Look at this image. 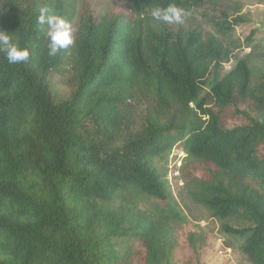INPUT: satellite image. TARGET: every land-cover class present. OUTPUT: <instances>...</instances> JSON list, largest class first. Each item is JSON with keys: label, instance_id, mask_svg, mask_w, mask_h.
<instances>
[{"label": "trees", "instance_id": "obj_1", "mask_svg": "<svg viewBox=\"0 0 264 264\" xmlns=\"http://www.w3.org/2000/svg\"><path fill=\"white\" fill-rule=\"evenodd\" d=\"M121 1L123 12L80 16L60 100L49 76L67 49L49 55L40 8L0 3V29L30 52L23 64L0 52V264H131L134 245L141 264H170L171 212L116 199L165 200L171 152L205 165L210 176L185 189L230 222L244 264H264V71L250 53L233 56L236 0L209 18L220 36L148 14L216 0ZM187 238L193 250L204 242Z\"/></svg>", "mask_w": 264, "mask_h": 264}, {"label": "rangeland", "instance_id": "obj_2", "mask_svg": "<svg viewBox=\"0 0 264 264\" xmlns=\"http://www.w3.org/2000/svg\"><path fill=\"white\" fill-rule=\"evenodd\" d=\"M20 7L33 6L41 8L45 5L50 6L56 14L63 15L70 21L75 29L78 20L85 12L93 14H116L125 10V5L121 0H11ZM240 10L236 13L241 20L234 26L231 36L235 41L233 56L240 57L250 53L251 60L258 70L264 71V0H236ZM0 3H8V0H0ZM225 6L233 7L230 1L216 0V4L204 5L202 8H191L184 10L183 22L180 24L185 28L198 26L204 32H211L219 35L211 25L209 18L217 14V9ZM152 12H148L152 21ZM47 29V26H42ZM73 32V35H74ZM227 42V41H226ZM74 51L72 46L67 48L62 63L58 68L51 72L49 76L50 88L56 100L65 98L73 87L74 79L72 65ZM232 61L226 62L224 68H229ZM134 109V114L138 118L142 102H138ZM227 112L230 123H240L238 117H231ZM233 118V119H232ZM162 169L164 162H156ZM167 177L170 180V188L165 200L146 198L136 194L116 199V203L121 202L136 212L148 211L157 213L155 209H163L164 212H171V222L175 227L172 241V258L170 264H244L242 256L238 250L241 240L223 231V224L230 223L226 220L212 216L210 211L202 204L197 203L184 187V180L191 175L207 178L210 176L203 163L186 158L183 152H171L165 166ZM250 183L258 187L255 181ZM158 205V206H157ZM201 236L204 241L195 250L189 245L188 234ZM131 264H141L139 250L133 246Z\"/></svg>", "mask_w": 264, "mask_h": 264}, {"label": "clouds", "instance_id": "obj_3", "mask_svg": "<svg viewBox=\"0 0 264 264\" xmlns=\"http://www.w3.org/2000/svg\"><path fill=\"white\" fill-rule=\"evenodd\" d=\"M152 17L167 24H180L183 22L184 10L176 4L170 3L166 7H155ZM37 23L47 26L49 38V55L55 56L59 51L69 48L74 44V29L69 20L63 15L56 14L50 6L39 9ZM0 52L5 54L9 64H23L28 61L30 52L25 47H20L13 42L9 32L0 29Z\"/></svg>", "mask_w": 264, "mask_h": 264}]
</instances>
